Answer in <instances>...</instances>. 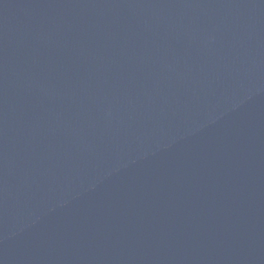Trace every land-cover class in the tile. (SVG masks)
<instances>
[{
    "label": "water",
    "instance_id": "water-1",
    "mask_svg": "<svg viewBox=\"0 0 264 264\" xmlns=\"http://www.w3.org/2000/svg\"><path fill=\"white\" fill-rule=\"evenodd\" d=\"M0 264H264V0H0Z\"/></svg>",
    "mask_w": 264,
    "mask_h": 264
}]
</instances>
